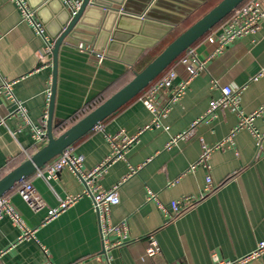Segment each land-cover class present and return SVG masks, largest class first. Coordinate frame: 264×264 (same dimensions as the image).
<instances>
[{
  "label": "crops",
  "instance_id": "1",
  "mask_svg": "<svg viewBox=\"0 0 264 264\" xmlns=\"http://www.w3.org/2000/svg\"><path fill=\"white\" fill-rule=\"evenodd\" d=\"M23 1L53 45L64 9L75 8L81 0ZM208 2L132 0L128 5L131 14L141 17L154 8L149 21L157 23L148 25L151 30L138 37L135 46L166 32L133 64L104 52L98 61L90 53L91 44L75 47L63 43L57 56L53 135L82 118L89 104L106 100L128 83L137 69L152 59L155 47L185 30ZM112 7L117 11L122 8ZM222 25L190 47L193 65L202 64L203 70L160 119V127L143 129L152 116L138 97L70 146L72 153L82 158L81 170L87 172L111 154L109 137L122 133L134 138L123 158L106 167L95 182L102 190L118 185L119 202L111 206L109 222L114 227L125 224L128 238L112 234L107 238L109 246H103L98 217L84 183L69 167L54 175L49 173L53 159L24 180L43 202L41 208L33 211L22 200L17 193L20 183L4 195L18 213L22 228L8 216L0 221V264H213L214 257L233 260L264 241V20L256 32L235 39L211 56L214 46L206 39ZM44 49V38L22 19L17 4L0 0V76L14 82L16 101L25 108L31 124L46 132V91L51 90L52 57L49 64L43 65ZM135 54L134 49L129 50L127 59ZM174 70L178 75L176 84L186 74L181 64ZM225 86L238 91L236 109L220 108L206 115L209 103L221 97ZM15 109V102L9 99L0 107V178L47 141L35 142L31 126L14 113ZM256 112L254 132L248 128L236 130L241 116ZM197 121L191 136L166 147L172 137ZM220 142L223 147L212 150L206 166L197 163L203 146L213 147ZM206 176L214 190L169 218L160 206L171 212V202L183 197L199 198ZM149 191L154 198L147 199ZM67 196L77 199L48 219V211ZM26 230L30 236L23 235ZM150 240L155 241L156 254L146 257ZM248 264H264V254Z\"/></svg>",
  "mask_w": 264,
  "mask_h": 264
},
{
  "label": "built area",
  "instance_id": "2",
  "mask_svg": "<svg viewBox=\"0 0 264 264\" xmlns=\"http://www.w3.org/2000/svg\"><path fill=\"white\" fill-rule=\"evenodd\" d=\"M19 7L22 15V19L31 24L37 34L42 36L45 40L44 54L42 55L41 61L43 65L49 64L51 59L52 45L44 37V27L36 19L34 13L29 9L28 5L23 0H13ZM67 1V0H66ZM70 3L69 1H67ZM121 12V9L119 10ZM264 20V1L263 0H250L247 4L237 7L234 9L228 18V20L222 25L221 29L209 36L206 42L214 46V50L211 56L216 55L221 52L229 43L233 42L235 39L240 38L246 34L254 33L258 30L259 24ZM90 53L95 54L98 61L103 59L102 53H96L91 49ZM192 52L187 49L184 56L180 60V64L183 66L185 71V77L182 78L178 83L174 84L177 78V73L174 69L167 71L159 80H157L149 89H147L139 98L143 106L150 112L152 119L149 124H147L143 129H149L152 127H160V119L166 115L169 111L171 105L178 101L185 92V89L189 82L197 76L199 71L203 70L202 64L193 65L191 61ZM14 82H9L0 76V107L4 100H11L15 102L16 109L15 114L20 117L23 121L27 122L31 126L32 138L35 142L40 143L46 138V132L43 127H37L29 121L25 108L21 103L17 102L13 93L12 86ZM238 91L233 90L229 86H225L221 89V97L217 100H212L209 103V108L206 115L212 114L215 110L220 108L230 107L236 109L238 102ZM48 97L50 95L49 89L46 91ZM258 114H251L249 116H241L240 122L236 130L240 128H248L254 132L252 128V120ZM47 114L45 112L42 118V125H45ZM199 122L193 123L189 129L185 132L172 137L167 143L166 147L170 148L177 144V142L185 140L192 135V129ZM235 131V130H234ZM234 131L228 136L227 140L231 139ZM134 138L128 137L125 134L118 133L114 136L109 137V141L112 146L111 154L103 161L101 164L96 166L90 171L83 172L82 158L76 156L72 153L71 147L66 148L57 158L48 166V172L51 174H57L65 167H69L75 174L78 175L80 180L85 185V192L92 198L93 210L96 212L98 217L99 229L101 232V238L103 241V246L108 247V236L115 234L119 235L123 239L128 238V230L125 224L120 226H111L109 222V210L111 206L119 202L118 196V185L112 186L108 190L100 189L96 184L97 178L104 172L105 168L111 163L123 158L126 148L133 142ZM224 143L220 142L213 147L203 146L201 154L198 158V164H203L206 166V162L212 152L216 148L223 147ZM193 168V167H192ZM214 190V186L211 182L209 176H206L205 186L202 190L199 198L194 199L191 197H183L180 200L171 202V212H168L163 206L161 209L167 214L169 218L179 215L185 209L191 207L195 202L201 200L205 196L209 195ZM18 195L22 200L33 210H38L43 206V202L35 194L32 185L24 180L20 182L17 188ZM147 199L154 198L152 192H148ZM77 198L72 196H67L65 199L61 200L58 207L50 209L48 211V219L54 218L61 211L65 210L71 204L75 202ZM8 216L15 224L22 228L21 219L18 213L15 211L11 205L9 199L5 196L0 197V221L3 217ZM31 232L25 231L24 236H30ZM155 241L150 240V246L145 250L146 257H152L156 254ZM264 254V241H260L256 244L255 248L249 253L233 259L225 260L218 257L213 258V264H248L254 260H257Z\"/></svg>",
  "mask_w": 264,
  "mask_h": 264
},
{
  "label": "water",
  "instance_id": "3",
  "mask_svg": "<svg viewBox=\"0 0 264 264\" xmlns=\"http://www.w3.org/2000/svg\"><path fill=\"white\" fill-rule=\"evenodd\" d=\"M131 1L81 0L75 8L71 10L64 9L60 19L59 31L53 38L51 50L52 83L46 122V144L0 178V197L59 156L91 129L133 100L176 58L232 13L244 0H221L218 2L204 16L170 42L143 69L135 72L133 78L122 88L61 134L54 136L52 115L57 78V56L63 43L75 47L79 46L80 43L91 44L93 51L96 53L104 52L106 56H113L133 64L146 48L152 47L166 34V32H163L162 35L153 36L151 40H146L135 46L134 42L137 41L138 37L151 30L148 25H157V23L149 21L150 18H153L151 12L154 8L141 17L131 14L128 9ZM113 5L122 7L121 12L114 9ZM133 49L136 51L135 56L127 59L126 54Z\"/></svg>",
  "mask_w": 264,
  "mask_h": 264
},
{
  "label": "trees",
  "instance_id": "4",
  "mask_svg": "<svg viewBox=\"0 0 264 264\" xmlns=\"http://www.w3.org/2000/svg\"><path fill=\"white\" fill-rule=\"evenodd\" d=\"M215 1V2H214ZM221 0H219V1H216V0H210V2H208L207 3V5H205V7L206 6H208V5H211L213 2H214V5L212 6V7H214L218 2H220ZM250 0H244L238 7H241V6H243V5H245V4H247L248 2H249ZM230 15H231V13L229 14V15H227L224 19H222L217 25H215L210 31H208L206 34H204L198 41H200V40H202V39H204V38H206L210 33H211V31L212 30H214V29H216L217 27H219L220 25H222L223 23H225L227 20H228V18L230 17ZM177 36V34L175 35V34H173V35H171V36H169L168 38H166L165 40H163L161 43H159V45H157L156 47H155V49H154V51L152 52V55H151V58L153 59L156 55H158L170 42H172L174 39H175V37ZM197 41V42H198ZM196 43V42H195ZM194 43V44H195ZM193 44V45H194ZM184 53L185 52H183L178 58H176L175 60H174V62H172V64L167 68V69H165L149 86H147L141 93H139L135 98H138V97H140L147 89H149L157 80H159L167 71H169V70H171V69H175L176 68V66L178 65V64H180V60H181V58L184 56ZM151 59V60H152ZM150 60V61H151ZM149 61V62H150ZM148 62V63H149ZM145 67V65L144 66H141L140 68H138L137 69V71L136 72H139L141 69H143ZM104 100H98L97 102H93V103H91V104H89L86 108H85V110H83L82 111V113H81V115H83V116H85L87 113H89L90 111H92L94 108H96L98 105H100L102 102H103ZM82 116V117H83ZM81 119V118H80ZM69 128V127H68ZM67 129V128H66ZM65 129V130H66ZM64 131V130H63ZM62 131V132H63ZM61 132V133H62ZM60 133V134H61ZM58 136V135H57ZM57 158V157H56ZM56 158H54V159H56Z\"/></svg>",
  "mask_w": 264,
  "mask_h": 264
},
{
  "label": "rangeland",
  "instance_id": "5",
  "mask_svg": "<svg viewBox=\"0 0 264 264\" xmlns=\"http://www.w3.org/2000/svg\"><path fill=\"white\" fill-rule=\"evenodd\" d=\"M216 1H219V0H216ZM214 2H215V1H214ZM214 2H213L211 5H208V6L204 7L202 10H200V11L197 13L198 15H196V17H194V19L190 20V23L193 24V23H195L197 20H199L202 16H204V15H205V14H206V13L212 8V6L214 5ZM192 21H193V22H192ZM192 24H190L188 27H190ZM186 25H187V24H186ZM188 27H187V28H188ZM187 28H186V29H187ZM186 29H185V30H186ZM183 31H184V30H183ZM183 31H182V32H183ZM182 32H179V34H177V36L180 35ZM175 35H176V34H175ZM177 36H176V37H177ZM176 37H175V38H176Z\"/></svg>",
  "mask_w": 264,
  "mask_h": 264
}]
</instances>
